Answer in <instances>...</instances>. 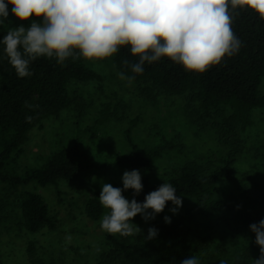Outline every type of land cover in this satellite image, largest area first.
Here are the masks:
<instances>
[{
    "label": "trees",
    "instance_id": "trees-1",
    "mask_svg": "<svg viewBox=\"0 0 264 264\" xmlns=\"http://www.w3.org/2000/svg\"><path fill=\"white\" fill-rule=\"evenodd\" d=\"M232 16V30L241 41L239 51L202 73L185 71L181 65L162 58L151 65L146 63L141 74H133L130 65L138 58L126 47L114 54V62L126 76H135L133 81L143 86L144 96L148 98L153 99L161 93L178 94L198 102L202 118L214 127L225 152L210 163L190 160L164 181L176 188L177 196L185 200L192 198L208 229L227 232L235 229L244 234L254 233L249 225L264 218L263 173L260 176L257 171L253 174L237 172V165L245 154V133L254 121L253 109L264 106V20L249 9L233 11ZM6 31L0 29V38ZM30 70L31 76L18 77L0 45V182L12 189H23L20 208L27 235L38 234L44 229L55 230L59 226L58 215L45 204L33 183L57 186L59 181L74 180L90 168L112 165L88 158L80 140L76 139L53 152L40 166L28 167L19 174L10 171L11 159L22 152L21 145L27 141L29 132L44 118L57 115L70 106L71 82L100 77L81 57H70L63 64L40 57L31 62ZM128 140L129 150L119 153L116 162L124 171L138 169L141 172L143 189L135 199L142 202L147 193L164 183L150 179L155 161L176 144L163 139L155 146L144 148L133 140L131 130ZM130 191L133 197V190ZM170 205L171 201L166 202L165 208ZM102 208L98 197L92 198L87 205L89 220H96ZM169 217L170 223H165L161 216L151 224L150 227L158 229L154 239L145 240L148 229L128 235V242L119 239L118 245L96 264H180L187 256L199 257L200 264H220L221 260L232 264L229 258L219 257L209 248L210 235L199 233L193 216ZM33 242L29 241L31 252ZM2 254L7 256L6 252ZM249 255L250 249L237 257L234 264H250ZM16 258L14 256L10 263L17 264ZM27 258L28 263H38L32 255Z\"/></svg>",
    "mask_w": 264,
    "mask_h": 264
},
{
    "label": "rangeland",
    "instance_id": "rangeland-1",
    "mask_svg": "<svg viewBox=\"0 0 264 264\" xmlns=\"http://www.w3.org/2000/svg\"><path fill=\"white\" fill-rule=\"evenodd\" d=\"M10 8L5 26L0 29L7 30L21 23L11 15ZM23 23L27 26L29 21ZM86 64L100 77L71 82L70 106L57 115L44 118L29 132L27 141L21 145L22 152L11 159L10 171L19 174L28 167L40 166L53 152L76 139L80 140L88 158L112 165L90 168L74 180L59 181L57 186L33 183L45 204L58 215L59 226L32 235H27L23 228L20 208L23 189H12L0 182V264H11L14 256H17V264H31L27 258L31 255L37 264H96L118 245L119 239L129 241L127 236L101 230L100 220L107 212L103 206L96 220H89L87 215V205L92 198L99 196L103 183L123 187L121 176L124 169L116 158L130 148L129 130L133 140L144 148L155 146L163 139L176 144L155 161L150 172L152 182L169 179L190 160L210 163L225 152L214 127L202 118L198 102L178 94L161 93L153 99L144 96V88L138 82L132 80L129 83L118 76L121 71L114 62V54L103 59H86ZM262 90L264 92V81ZM253 116L254 121L245 133V154L237 165V172L253 174L257 171L264 176V106L254 108ZM122 195L129 200L133 198L130 189L124 190ZM183 198L176 213L169 210L174 207L171 204L154 219L145 221L137 214L132 222L145 231L161 216H193L199 233L210 235L209 248L219 257H227L234 264L237 257L250 249L252 264V258L259 256L255 233L208 229L192 198ZM29 241H34L32 252L29 251Z\"/></svg>",
    "mask_w": 264,
    "mask_h": 264
},
{
    "label": "clouds",
    "instance_id": "clouds-1",
    "mask_svg": "<svg viewBox=\"0 0 264 264\" xmlns=\"http://www.w3.org/2000/svg\"><path fill=\"white\" fill-rule=\"evenodd\" d=\"M9 6L11 15L21 23L7 29L0 45L20 78L32 75L30 64L40 57L63 64L70 57L107 58L122 47L138 58L130 65L133 74H141L146 63L162 58L185 71L202 73L239 51L241 41L232 30L233 11L249 9L264 20V0H0V27L9 17ZM24 21H29L27 26ZM118 76L129 83L135 79L124 72ZM121 180L122 188L103 183L98 196L107 209L100 228L109 234L140 233L132 222L137 214L147 221L163 211L166 202L174 205L169 209L173 213L182 206L169 182L164 181L138 202L135 196L143 189L141 172L125 170ZM128 189L133 190L131 200L122 195ZM163 219L171 222L169 216ZM249 228L259 246V256L252 258V264H264V218ZM157 233L158 229L149 227L144 238L154 239ZM180 264H200V259L187 256ZM220 264L227 262L221 260Z\"/></svg>",
    "mask_w": 264,
    "mask_h": 264
}]
</instances>
